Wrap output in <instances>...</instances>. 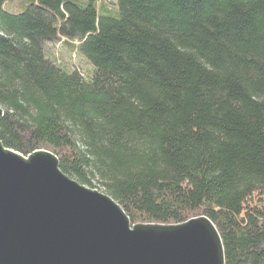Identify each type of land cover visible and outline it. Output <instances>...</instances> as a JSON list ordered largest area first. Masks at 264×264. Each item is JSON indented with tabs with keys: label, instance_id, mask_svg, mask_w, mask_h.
<instances>
[{
	"label": "trees",
	"instance_id": "obj_1",
	"mask_svg": "<svg viewBox=\"0 0 264 264\" xmlns=\"http://www.w3.org/2000/svg\"><path fill=\"white\" fill-rule=\"evenodd\" d=\"M6 1L3 146L52 152L132 224L205 215L224 264H264V0ZM67 40L90 74L49 58Z\"/></svg>",
	"mask_w": 264,
	"mask_h": 264
},
{
	"label": "water",
	"instance_id": "obj_2",
	"mask_svg": "<svg viewBox=\"0 0 264 264\" xmlns=\"http://www.w3.org/2000/svg\"><path fill=\"white\" fill-rule=\"evenodd\" d=\"M0 264H224V252L205 215L132 224L109 195L63 173L52 152L23 155L0 140Z\"/></svg>",
	"mask_w": 264,
	"mask_h": 264
},
{
	"label": "rangeland",
	"instance_id": "obj_3",
	"mask_svg": "<svg viewBox=\"0 0 264 264\" xmlns=\"http://www.w3.org/2000/svg\"><path fill=\"white\" fill-rule=\"evenodd\" d=\"M12 1L13 0H11V4H9V0H7L4 3L3 8L10 12H19L24 8V6L28 2L32 0H15L14 4L12 3ZM95 2H96L97 15L100 14L112 15L118 11L116 6V0H96ZM99 2H103L109 10L116 9L115 12L112 13L100 7ZM67 41L68 43H63L62 41H57L55 43H47L46 48L49 58L53 59L60 65L79 70L81 74L84 76L90 74V70L92 67L91 64L87 63L86 62L87 60L81 54L78 53L76 46L75 48H73L71 45V43L76 45V42L74 41L72 42L70 40ZM71 50H73V52Z\"/></svg>",
	"mask_w": 264,
	"mask_h": 264
}]
</instances>
